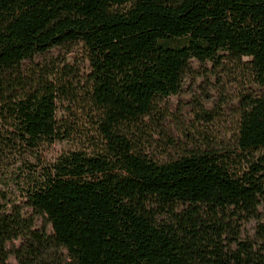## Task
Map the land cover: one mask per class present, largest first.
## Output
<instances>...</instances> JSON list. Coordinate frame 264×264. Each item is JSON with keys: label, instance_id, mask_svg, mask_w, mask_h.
I'll return each mask as SVG.
<instances>
[{"label": "trees", "instance_id": "1", "mask_svg": "<svg viewBox=\"0 0 264 264\" xmlns=\"http://www.w3.org/2000/svg\"><path fill=\"white\" fill-rule=\"evenodd\" d=\"M57 141L0 264H264V0H0V159Z\"/></svg>", "mask_w": 264, "mask_h": 264}, {"label": "rangeland", "instance_id": "2", "mask_svg": "<svg viewBox=\"0 0 264 264\" xmlns=\"http://www.w3.org/2000/svg\"><path fill=\"white\" fill-rule=\"evenodd\" d=\"M65 58L70 60L72 55L66 54ZM189 97L187 92H183L179 98L173 96L171 100L176 105ZM74 147L78 146L67 141H57L34 153L12 152L7 157L0 159V202L6 199L15 203L21 202L23 200L21 192L30 183L33 176H36L37 170L39 172L44 164H48L59 153Z\"/></svg>", "mask_w": 264, "mask_h": 264}]
</instances>
